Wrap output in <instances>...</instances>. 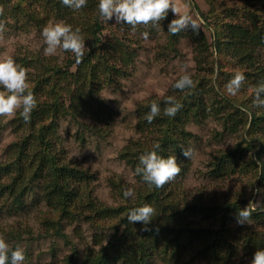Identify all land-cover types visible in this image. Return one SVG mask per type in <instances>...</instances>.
Masks as SVG:
<instances>
[{"label":"trees","instance_id":"1","mask_svg":"<svg viewBox=\"0 0 264 264\" xmlns=\"http://www.w3.org/2000/svg\"><path fill=\"white\" fill-rule=\"evenodd\" d=\"M191 1L205 21L203 27H212L213 32L212 42L202 28L195 36L200 57L197 59L199 72L192 77L193 87L180 91L172 85L163 98L140 103L136 109L137 130L144 138L127 144L121 150L120 158L135 171L139 156L159 144L160 147L155 149L157 154L165 158L174 156L181 168L174 180L182 179L191 165V159L183 155V148H188L189 139L194 135L187 129V124H200L214 116L221 125L219 134L229 133L240 137L233 149L223 151L217 157L214 172L223 174L230 170L238 171L235 167L239 161L247 160L240 169L248 170L251 167L255 170V187L264 190V108L253 106L254 89L264 81V0L250 8L245 7L241 15L236 10H229L226 20L215 23L210 20L211 14L202 12L196 2ZM8 2L9 0H0V5L6 6ZM26 2L27 0H16L14 12H25L37 19L30 10L31 5H26ZM98 2L99 0H87L86 6L76 11L64 6L61 0H48L50 14L71 25L73 30L78 24L74 23L76 15L84 18L88 47L80 63L76 62L74 54H70L63 63L53 62L47 57L40 58L38 55L33 57L41 69L35 73L33 84L28 86V91L37 100V106L31 112L32 127L29 135L19 143L12 160L0 163V179L7 176V181L0 182V193L8 192L13 203L22 207L25 196L34 190L33 185L42 183L44 196L53 204L57 214L54 218H48V222L54 224L56 234L66 239L68 234L62 232L61 223L81 217L84 210L93 223L112 229L114 234L107 245L97 253L87 255L89 264H114V261H122L124 264H152L150 238L157 243L161 239L166 240V244L172 245L175 252H178L187 239L197 235H205L199 253L207 254L210 264H223L224 253L235 252L228 234L229 226L233 213L242 209L244 199L249 202L247 208L251 215L259 216L257 211L260 208H251L250 205L252 193L235 201L213 205L218 210L214 212L215 220L219 221L217 225L214 222L204 225L201 219L198 222L180 218L173 220L177 203L169 200L167 191L171 182L162 188L149 187L139 175L142 185H135V196L127 198L123 194L126 188L122 180H112L121 194L122 202L118 206H108L95 202L89 187L82 186L83 182L90 180L89 170L64 162L54 149L52 135L57 131L60 116L66 115L78 120L88 115L95 117L111 113L106 101L101 98L100 91L104 85L111 84L115 75L125 71L123 68L129 62L130 53L120 45L114 46V49H111L113 45L104 46L101 36L104 25L98 11ZM164 22L169 24L167 17ZM187 30L192 29L189 27ZM183 32L184 30L176 35L169 33V45L172 49L179 34L182 35ZM106 51L112 55L111 59L107 57ZM202 51L214 55L209 68L203 65L206 60L201 57ZM74 65L76 70L71 71ZM236 72H242L245 81L238 94L230 96L225 91V85ZM167 96H174L182 104L174 117L163 115L166 106L164 99ZM153 102L159 104L161 114L148 123L144 117ZM97 130L93 129L95 132ZM29 141L34 146V151L27 149ZM24 160L29 162L25 163ZM145 204L151 205L156 211L149 225L153 230L142 231L133 236L134 227L142 229L143 225L129 223L127 214L132 208ZM196 208L204 217L202 219H205L206 215L203 213L209 207L202 205L195 206L194 209ZM129 237L133 238L130 245H133L137 237L138 240L134 246L124 247ZM251 243L257 245L252 236L247 246ZM76 256L77 251H72L66 257V264H75Z\"/></svg>","mask_w":264,"mask_h":264},{"label":"rangeland","instance_id":"2","mask_svg":"<svg viewBox=\"0 0 264 264\" xmlns=\"http://www.w3.org/2000/svg\"><path fill=\"white\" fill-rule=\"evenodd\" d=\"M204 13L211 14L210 20L215 23L226 20L229 10H236L241 15L245 7L258 5L260 0H193ZM48 0H27L30 10L37 19L29 14L15 13L16 0H9L6 6L0 5V24L5 30L0 33V59L11 58L15 64L27 73L28 86L33 84L34 75L40 71V64L33 57H47L53 62L63 63L71 52L61 49L55 55L46 56V47L41 35L42 29L50 24L64 23L62 19L53 17L47 6ZM180 13H188L202 21L201 28L205 31L210 42L213 41L212 27L206 29L199 11L191 0H174ZM169 23L177 18L171 9L166 15ZM165 19V18H164ZM164 19L159 25L148 27H133L126 23H117L115 16L102 22V41L108 47L120 45L129 52V62L122 73L113 77L111 84L104 85L100 96L111 109L109 115L84 116L74 120L66 115L59 118L57 131L53 132L54 149L64 162L74 163L89 170L90 180L83 182L88 186L90 195L95 202L104 205L118 206L122 202L121 194L112 180H122L126 189H132L135 196V185H142L139 176L125 160L120 158L121 150L133 140L144 138L137 130L136 109L140 103L147 100L161 99L170 91L175 81L184 74L191 78L199 72V47L196 43L197 32L184 30L179 34L174 48L169 45L168 25ZM84 18L76 15L77 28L80 35L86 36ZM147 32V38L143 33ZM87 49L88 43L85 40ZM110 59L112 55L105 52ZM121 54V50H120ZM206 60L203 65H211V56L207 51L201 52ZM40 68V69H39ZM76 66L71 67L75 71ZM0 91H4L0 87ZM43 98V97H42ZM32 127L31 122H25L19 111L12 117L0 116V163L12 160L24 137L28 136ZM97 130V132L93 131ZM187 129L191 135L187 147L192 150L191 165L186 176L171 181L168 188L169 200L177 203L173 220L178 218L204 222V225L218 224L214 212L218 211L213 205L235 201L252 193L251 208L259 207V216H250L248 223H237V213H233L229 235L232 240L234 253H224L223 264H250L257 250H264V190L255 186V170L240 169L247 160L239 161L235 167L238 171L215 173L214 162L223 151L233 149L239 141L236 134H219V121L210 116L197 124L190 122ZM28 150L34 151V146L28 143ZM31 160V157H30ZM25 163L29 161L24 160ZM232 165V163H230ZM233 166V165H232ZM3 176L0 182L5 181ZM7 181V180H6ZM3 183V182H2ZM42 183L33 185L34 190L25 196L22 207H18L8 196V192L0 193V237L9 245V249L20 248L25 254L23 264H66V257L77 251L75 264H89L87 255L97 253L110 241L114 231L108 227H101L93 223L88 212L84 210L81 217L64 220L61 223L62 232L68 234L66 239L55 233L54 224L48 218L56 217L54 206L44 196ZM207 206L205 219L195 206ZM212 205V206H211ZM249 206L244 199L242 209ZM192 207V209H190ZM190 209V210H189ZM184 210V212H183ZM188 210V211H187ZM187 211V212H186ZM203 211V210H202ZM209 212V213H208ZM208 222V223H207ZM56 229V228H55ZM134 233L140 234V227H134ZM252 236L257 245L247 246ZM135 238V237H134ZM205 235H197L187 239L178 252L174 247L166 244V240L157 241L150 238L152 264H210L207 254L199 253V247ZM132 237L128 238L124 247L134 246ZM114 264H124L114 261Z\"/></svg>","mask_w":264,"mask_h":264},{"label":"clouds","instance_id":"3","mask_svg":"<svg viewBox=\"0 0 264 264\" xmlns=\"http://www.w3.org/2000/svg\"><path fill=\"white\" fill-rule=\"evenodd\" d=\"M61 3L78 11L86 6L87 0H61ZM169 9L177 17L168 24V32L172 35L187 30L189 27L197 33L201 29L202 21L198 15L193 18L188 13L181 14L174 0H99L98 2V11L104 21L107 22L115 16L117 23L129 24L133 30L137 25H159ZM2 13L3 9L0 8V14ZM4 30V25L0 24V33ZM41 35L46 45L44 48L46 56L55 55L57 50L61 49L73 53L76 62H81L86 46L79 28L73 30L71 25L55 23L45 26ZM143 35L147 38L148 33L145 32ZM244 81V74L236 72L225 85L226 93L236 96ZM193 83L191 76L186 73L175 81L173 88L184 91L193 87ZM0 87L4 89V91H0V116L12 117L19 111L23 120L26 123L30 122L31 112L36 108L37 100L34 94L28 91L26 71L15 64L11 58L0 59ZM164 103L166 106L163 109V115L169 117H174L182 107V104L174 96L165 97ZM253 106L264 108V81L258 83L254 89ZM242 110L246 111V109ZM160 114L159 104L153 102L144 119L151 123ZM159 147V144H155L153 150L143 152L139 156V163L135 168V173L141 176L149 187L162 188L165 184L173 181L181 171L174 156L165 158L157 154L155 149ZM183 155L187 159H191L192 150L183 148ZM123 194L126 198L134 195L132 189H125ZM155 215V209L151 205L145 204L132 208L126 218L131 224H142L141 231L149 232L153 230L149 225ZM250 216L251 211L247 207L240 209L236 217L237 223L240 225L248 223ZM24 260L25 254L22 249L16 248L10 251L9 245L0 237V264H23ZM250 264H264V250H257Z\"/></svg>","mask_w":264,"mask_h":264}]
</instances>
